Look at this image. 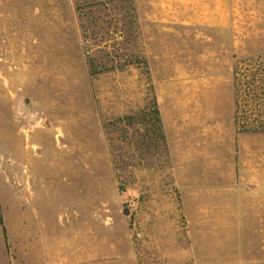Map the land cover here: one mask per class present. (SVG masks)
I'll return each instance as SVG.
<instances>
[{"label":"rangeland","instance_id":"rangeland-1","mask_svg":"<svg viewBox=\"0 0 264 264\" xmlns=\"http://www.w3.org/2000/svg\"><path fill=\"white\" fill-rule=\"evenodd\" d=\"M248 122L264 0H0V264H264Z\"/></svg>","mask_w":264,"mask_h":264},{"label":"trees","instance_id":"trees-1","mask_svg":"<svg viewBox=\"0 0 264 264\" xmlns=\"http://www.w3.org/2000/svg\"><path fill=\"white\" fill-rule=\"evenodd\" d=\"M258 69V68H257ZM253 68L251 65H244L239 69H237L236 74L234 76V89H235V107L236 109H240L241 101L245 103H249V105L254 102L257 98V90L258 84L260 83V72L257 73V70ZM153 111L157 117L158 123L159 120V109L156 101L153 103ZM239 125V123H238ZM244 131L248 132H262L264 133V124L262 126H256L251 124L250 122L244 123ZM159 127V125H158ZM160 129V127H159Z\"/></svg>","mask_w":264,"mask_h":264}]
</instances>
